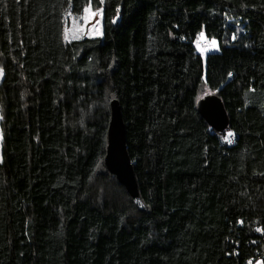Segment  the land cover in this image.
Here are the masks:
<instances>
[{"label": "trees", "instance_id": "16d2710c", "mask_svg": "<svg viewBox=\"0 0 264 264\" xmlns=\"http://www.w3.org/2000/svg\"><path fill=\"white\" fill-rule=\"evenodd\" d=\"M67 1L0 0V264H264V0H70L103 13L71 42ZM113 100L137 198L104 162Z\"/></svg>", "mask_w": 264, "mask_h": 264}, {"label": "water", "instance_id": "95a60500", "mask_svg": "<svg viewBox=\"0 0 264 264\" xmlns=\"http://www.w3.org/2000/svg\"><path fill=\"white\" fill-rule=\"evenodd\" d=\"M111 120L108 127V143L105 166L122 184L131 197L139 195L138 183L126 145V129L121 107L117 100L111 103ZM198 111L205 121L217 131L228 128L225 107L217 94L208 95L198 101Z\"/></svg>", "mask_w": 264, "mask_h": 264}, {"label": "rangeland", "instance_id": "374dc122", "mask_svg": "<svg viewBox=\"0 0 264 264\" xmlns=\"http://www.w3.org/2000/svg\"><path fill=\"white\" fill-rule=\"evenodd\" d=\"M64 32L66 41L71 42L84 37H95L103 34V13L102 10L95 11L91 7H87L80 15L72 12V2L67 1L64 10ZM219 50L217 44L211 41L210 48L206 52H216ZM2 70L0 68V79ZM208 95H212L210 91H206L201 99ZM200 100V99H199ZM1 121V116H0ZM1 128H0V158H1Z\"/></svg>", "mask_w": 264, "mask_h": 264}, {"label": "built area", "instance_id": "2783aa9c", "mask_svg": "<svg viewBox=\"0 0 264 264\" xmlns=\"http://www.w3.org/2000/svg\"><path fill=\"white\" fill-rule=\"evenodd\" d=\"M198 47L202 49V51L208 50L210 48V41L208 40H199L197 43ZM254 264H261V262H255Z\"/></svg>", "mask_w": 264, "mask_h": 264}, {"label": "snow or ice", "instance_id": "6c2138e0", "mask_svg": "<svg viewBox=\"0 0 264 264\" xmlns=\"http://www.w3.org/2000/svg\"><path fill=\"white\" fill-rule=\"evenodd\" d=\"M213 43H215V42L213 41ZM233 135H234L233 133H228V136L225 138L227 140V142H229V143L232 142V140L230 139V137H232Z\"/></svg>", "mask_w": 264, "mask_h": 264}]
</instances>
